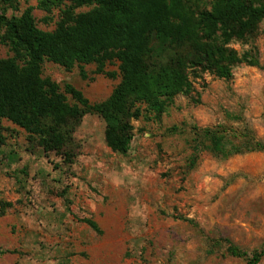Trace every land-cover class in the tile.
<instances>
[{"label": "rangeland", "instance_id": "rangeland-1", "mask_svg": "<svg viewBox=\"0 0 264 264\" xmlns=\"http://www.w3.org/2000/svg\"><path fill=\"white\" fill-rule=\"evenodd\" d=\"M17 2L9 18L33 7L38 29H56L60 9L47 14L37 0ZM260 30L256 42L233 46L241 54L254 48L258 66L238 65L229 80L205 74L161 116L133 120L127 155L107 147L98 115H86L72 134L70 167L3 120L0 264H248L264 252V151L224 159L195 141L196 132L211 129L264 142V21ZM10 57L0 43V59ZM83 68L88 79L79 66L67 71L45 61L42 69L62 92L69 84L92 104L106 101L120 78ZM106 70L118 73V64ZM227 241L247 257L232 256Z\"/></svg>", "mask_w": 264, "mask_h": 264}, {"label": "trees", "instance_id": "trees-1", "mask_svg": "<svg viewBox=\"0 0 264 264\" xmlns=\"http://www.w3.org/2000/svg\"><path fill=\"white\" fill-rule=\"evenodd\" d=\"M17 1L0 0V43L12 53L0 59V123L21 127L68 167L76 157L71 136L86 115H98L106 124L107 147L127 155L133 120L144 113L161 116L177 96L194 93L205 74L229 80L238 65L258 66L254 48L241 54L233 46L256 42L264 0H37V9L47 14L61 10L53 32L38 29L33 7L9 18ZM84 8L90 10L77 13ZM45 61L67 71L79 66L83 79V67L95 65V75L120 83L106 101L92 104L75 87L67 84L62 92L44 78ZM116 63L118 73L107 72ZM195 141L224 159L264 151V142L238 132L206 129L196 132ZM87 224L98 231L94 222ZM227 243L232 256L247 257ZM262 259L264 252L256 253L248 264Z\"/></svg>", "mask_w": 264, "mask_h": 264}]
</instances>
